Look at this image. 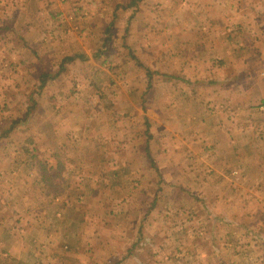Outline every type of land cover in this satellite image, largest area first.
Here are the masks:
<instances>
[{
	"label": "crops",
	"instance_id": "1",
	"mask_svg": "<svg viewBox=\"0 0 264 264\" xmlns=\"http://www.w3.org/2000/svg\"><path fill=\"white\" fill-rule=\"evenodd\" d=\"M44 1L46 6L36 10L33 17L20 4V0H13L11 6L8 5V9H13L12 12L0 7L2 17L7 14L11 16L7 19L13 22L0 25V92L8 97L9 92L23 90L22 69L33 74L35 80L40 78L33 68V61L37 60L39 51L51 49L49 35L60 27L49 30L48 23L52 24L56 18L63 17L69 11V2L73 0ZM103 1L99 0L98 3L102 4ZM114 1L112 12L118 11L124 15L129 6L123 7L122 0ZM203 1L192 8L197 22L193 21L186 28V36L180 34L176 38L180 50H184L186 44H189V56L176 52L175 63H181L185 58V64L188 58L187 63L193 67L184 73L188 77L194 74L198 79L195 81L204 82L209 92H224L228 99L225 98L227 102L223 107L227 111L233 108L238 114H247L250 122L233 123L229 119L224 120L213 126L211 134L196 135V138L184 142L179 139L178 150L173 147L166 152L164 148L158 157L150 159L149 150L143 152L145 148L133 151L130 147L129 151L122 154L114 152L112 148L106 153L103 146L102 149L99 147L100 144H107L100 139L107 141L104 133L97 135L94 128H90V123L81 121L76 115L74 121L68 124L62 120V127L55 128V135L52 127L48 134L56 137L58 130L61 131L55 138V143L50 138L45 140L47 158L44 160V176H38L35 180L32 172H28L24 166L25 157L13 168L9 165L0 166L2 181L9 175L13 177L11 183L10 177L6 180V189L10 193H18L22 197L27 194V188L32 189L29 192L31 194L44 191L42 199L38 201L41 203L38 209L42 208L39 213L47 210L48 200L53 207L52 213L49 211L43 219L44 216L36 211L34 214L32 206L27 205L30 201L21 202L28 206L24 209L25 212L18 215H24L21 221L24 231H16L17 234L12 232V236L14 239L20 237L22 246L16 248V252L13 249L6 250L5 257L22 258L24 264H166L170 261L163 260L161 256L166 255V252L160 248L167 241L180 238L190 241L188 245L195 251L196 260L208 264L214 256V242L225 240V226L233 225L240 217L251 226L264 223V0ZM104 9L102 6L97 12L89 10L85 12L86 18H96ZM86 28H80V32L86 33ZM65 32L76 33L73 30L68 32V29ZM71 57L74 59L70 62L64 59L60 62L56 73L50 72L49 80H57L68 70L70 63L79 64L85 58L80 51ZM87 58L95 63V57ZM62 65L65 67L63 70ZM138 81H133L135 86ZM250 94L254 96L247 97ZM113 125L116 130L119 123H111L110 128ZM86 130H94V135L98 136H94V141L98 139V146L94 144L96 148L92 150L85 144L87 142L82 141ZM160 135H163L162 131ZM111 138L110 136L109 142H112ZM188 141L195 143V148L191 144L187 151ZM114 144L115 142L111 145ZM6 145L4 140L3 146ZM85 146L83 151L81 147ZM182 150L191 155L189 166L181 164L186 156ZM139 159L147 165L146 168H152L151 161H158L157 165L162 168L163 173H174L177 177L188 175L195 179L194 182L199 187L191 192L203 194L204 201H194L192 197L188 203L182 202V199L168 203L160 201L162 187L159 172L152 170L156 178L150 183L149 178L146 180L150 176L131 167ZM143 181L146 182L144 185ZM34 185L40 188L35 191ZM178 188L181 193L186 189L181 186ZM88 193L92 194L91 197H84ZM108 193L110 195L107 196ZM128 193L132 196L129 197ZM111 194H115V197ZM151 194H154L152 201ZM89 199L96 202L95 205L99 207L97 210L88 211L91 207ZM0 207L3 205L0 204ZM74 207L77 208L76 219L74 216L72 220L67 218L69 211L65 217V209L73 211ZM167 208L174 211L175 217H170L172 221L161 217ZM150 211L155 212L154 217H149ZM183 212H187L190 222L182 218ZM191 223L195 227H202L196 228L202 229L199 231L202 234L191 228L184 230L185 232L179 231L182 225ZM171 224L177 226L174 232L169 231L168 226ZM146 235H152V243L140 245ZM154 236L161 241L155 240ZM202 237L204 240H199ZM155 241H160V244L154 243ZM196 249L200 255L196 254ZM178 252L177 258L183 256L182 264L192 262L186 259L193 257L186 256L180 250ZM181 260L177 263L181 264Z\"/></svg>",
	"mask_w": 264,
	"mask_h": 264
},
{
	"label": "rangeland",
	"instance_id": "2",
	"mask_svg": "<svg viewBox=\"0 0 264 264\" xmlns=\"http://www.w3.org/2000/svg\"><path fill=\"white\" fill-rule=\"evenodd\" d=\"M12 1L0 0L1 9L12 12L11 7L8 9ZM194 1L122 0L123 7L129 6L124 15L118 11L112 12L114 0H104L102 4L98 3L99 0L70 1L69 11L63 17L53 20L52 24L48 23L49 30L60 26L55 33L51 31L49 35V45L52 44V50L39 51L40 55L33 61V68L36 69L34 71L40 78L35 80L33 74L22 69L21 89L23 90L9 92L10 97L0 92V166L9 165L13 168L25 157L26 165L24 162V166L28 172H32L34 179L44 176L46 173L44 160L47 158L45 140L50 138L55 143V138L61 132L58 130L56 137L48 135L51 127L55 135V128L62 127L61 121L68 124L74 121L75 115L81 121L90 123L92 125L90 128H94L97 135L104 133L103 136L107 141L100 139L107 144H100L99 147L102 149L103 146L106 153H109L112 148L114 152L120 154L129 151L130 147L133 151H142L145 148L143 152L149 150L150 159L154 156L158 157L164 148L166 152L168 148L173 147L178 150L179 139H183L182 142H184L187 139L196 138V135L211 134L213 126L224 120L229 119V122L233 123L250 122V116L247 114L246 116L243 113L238 114V111L233 108L227 111V108L223 107L228 99L224 92H209L204 82L195 81L198 79L194 74L188 77V74L184 73L193 67L187 63L188 58L185 64L183 63L185 58L181 63H175L176 52H183L185 57L189 56V44H186L184 50H180V44L177 43L176 38L180 34L186 36L185 34L188 33L186 28H189L193 21L197 22V19L193 17L192 8L204 1ZM45 3L44 0H20V4L26 7L32 17L36 10L46 6ZM102 6L105 9L97 15L98 17L91 20L86 18L85 12L89 10L97 12ZM3 16L0 13V25L13 24L11 19H7L11 16L7 14ZM39 19L43 18L39 17ZM85 27H87L86 33H81L80 28ZM67 29L68 32L73 30L76 33L67 34L65 32ZM79 51L84 55V60L79 61V64L78 62L70 63L69 67L67 66L68 70H65L57 80H49L50 77H47L42 85L44 74L49 76L50 72H57L63 59L65 61L67 56L76 55ZM88 56L95 57V63H91ZM134 80L135 82L139 80L138 85L135 86ZM24 90L31 92H24ZM100 118L102 120H99ZM111 123H119L116 130L114 125L110 128ZM101 126L104 127L101 128ZM107 126L109 129H105ZM94 130H86L82 140L87 142L85 144L91 150L96 148L94 144L98 143V139L94 141V136L98 137L94 135ZM110 136L112 142H109ZM4 140L7 143L6 146H3ZM191 144H194L193 149L195 148V143L188 141L187 151L191 148ZM84 148L86 146L81 147L83 151ZM182 151L186 153V156L181 160V164L189 166L191 155L189 152ZM28 158L30 160L27 161ZM134 163L131 167L150 176L146 177V180L150 179V183L156 178L152 170L159 172L162 187L159 194L160 201L168 203L182 199V202L188 203L191 197L194 201H204L203 194L191 192L199 186H196L195 179L190 176L177 177L174 173H163L162 168L157 165L158 161L150 162L151 169L146 168L147 165H144L140 159L135 160ZM127 168L130 169L129 166ZM9 177L11 183L12 176L3 178V181L0 177V204L3 205L0 207V264H24L22 258L19 260L14 257H5L7 255L5 251L13 249L16 252V248L22 246L20 237L14 239L12 236L14 232L17 234L24 231L21 222L24 215L21 214L20 217L18 215L25 212L27 205L32 206L34 214L35 211L40 214L42 208L38 209V206L41 207L38 201L42 199L44 191L31 194L29 192L32 189L27 188V194L23 195L25 197H20V194L10 193L6 189V180L8 181ZM184 182L186 184L182 185ZM145 183L143 181L142 185ZM179 186L186 188L185 191L181 193ZM39 188L34 185L35 191ZM91 195L88 193L84 197L89 198ZM111 195L115 197V194ZM128 195L132 196L131 193ZM45 196H47L46 192ZM46 199L48 200V197ZM153 199L154 194H151L150 200ZM24 201H30V203L27 205L21 203ZM47 202V210L40 214L44 216L43 219L49 211L52 213L53 207L49 204V200ZM89 203L91 207L88 211L99 208L95 205L96 202L90 199ZM16 210L19 213L16 214ZM65 210V217L69 211L70 215L67 218L72 220L74 216L76 219V207L73 211L68 208ZM154 213L150 211L149 217H154ZM177 216L180 218L179 215ZM181 216L190 222L187 212H183ZM161 217L172 221L170 217H175V214L173 210L167 208ZM242 219L240 217L233 225L225 226L227 232V235H224L225 240L214 242V256L208 264H222V262L223 264H264V223L251 226ZM198 226L195 227L192 223L182 225L179 231L191 228L196 233L202 234L199 232L202 229L196 230ZM201 226L204 227V225ZM168 227L170 232H174L177 226L171 224ZM146 236L143 237L144 241L140 245L146 246L152 243V235ZM154 239L160 240L157 236H154ZM199 240L202 241L204 238ZM160 241L154 243L160 244ZM189 242L180 238L167 241L166 245L160 248L166 252V255L161 256L163 260L170 261L166 264H179L177 261L179 262L183 257L177 258L176 254L179 250L185 252L186 256L193 257L186 259L192 260L187 264H203L204 261L196 260L195 251L190 248ZM199 248L202 249L201 246ZM196 252L201 254L197 249ZM182 262L183 259L180 263Z\"/></svg>",
	"mask_w": 264,
	"mask_h": 264
},
{
	"label": "trees",
	"instance_id": "3",
	"mask_svg": "<svg viewBox=\"0 0 264 264\" xmlns=\"http://www.w3.org/2000/svg\"><path fill=\"white\" fill-rule=\"evenodd\" d=\"M73 59H74V57H71V56L65 58V60H66V61H69V62L72 61ZM64 68H65V67L62 65V66H61V70H63ZM42 75H43V74H42ZM149 76H151L150 71H149ZM47 77H48L47 74H44V75H43V78H42V85L46 82V78H47ZM45 174H46V173H45ZM45 174H44V175H45Z\"/></svg>",
	"mask_w": 264,
	"mask_h": 264
}]
</instances>
